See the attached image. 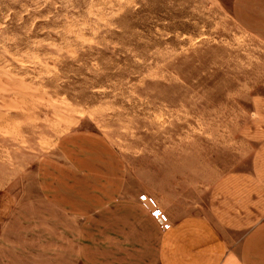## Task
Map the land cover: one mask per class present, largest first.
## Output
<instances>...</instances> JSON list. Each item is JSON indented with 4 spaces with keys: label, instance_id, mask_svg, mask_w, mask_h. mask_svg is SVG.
<instances>
[{
    "label": "rangeland",
    "instance_id": "374dc122",
    "mask_svg": "<svg viewBox=\"0 0 264 264\" xmlns=\"http://www.w3.org/2000/svg\"><path fill=\"white\" fill-rule=\"evenodd\" d=\"M233 1L0 0V264L111 200L132 205L118 231L152 201L168 222L202 215L248 166L264 37Z\"/></svg>",
    "mask_w": 264,
    "mask_h": 264
},
{
    "label": "crops",
    "instance_id": "0c3cea01",
    "mask_svg": "<svg viewBox=\"0 0 264 264\" xmlns=\"http://www.w3.org/2000/svg\"><path fill=\"white\" fill-rule=\"evenodd\" d=\"M232 13L238 25L251 34L264 37V0H234ZM257 117L258 123L263 124L264 104L258 106ZM250 135L256 141L248 166L222 174L213 183L204 214L172 217L171 226L164 231L149 212L139 214L134 230L126 227L118 231L111 220L121 207L126 217L132 219L134 214L129 210L132 205L122 206L117 200H111L104 205L106 209L87 215L86 228L81 225L59 227L56 235L39 236L38 243H34L37 240L34 233H24L26 243L13 244V253L20 255L7 262L264 264V130L253 131ZM106 217L110 220L109 229L103 230L99 225ZM81 218L82 215L77 214L74 219ZM106 231L107 242L101 236ZM87 235L92 241H87Z\"/></svg>",
    "mask_w": 264,
    "mask_h": 264
},
{
    "label": "built area",
    "instance_id": "2783aa9c",
    "mask_svg": "<svg viewBox=\"0 0 264 264\" xmlns=\"http://www.w3.org/2000/svg\"><path fill=\"white\" fill-rule=\"evenodd\" d=\"M148 209L156 217V219L160 222L161 228L164 231L167 230L171 226V223L168 222L169 221L168 216L165 214L164 211H162L161 208L158 207V205L154 201L150 202Z\"/></svg>",
    "mask_w": 264,
    "mask_h": 264
},
{
    "label": "snow or ice",
    "instance_id": "6c2138e0",
    "mask_svg": "<svg viewBox=\"0 0 264 264\" xmlns=\"http://www.w3.org/2000/svg\"><path fill=\"white\" fill-rule=\"evenodd\" d=\"M157 215H158V213H157Z\"/></svg>",
    "mask_w": 264,
    "mask_h": 264
}]
</instances>
